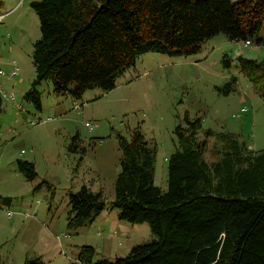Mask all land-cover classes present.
<instances>
[{
  "label": "rangeland",
  "instance_id": "rangeland-1",
  "mask_svg": "<svg viewBox=\"0 0 264 264\" xmlns=\"http://www.w3.org/2000/svg\"><path fill=\"white\" fill-rule=\"evenodd\" d=\"M32 1L38 0H3L0 7V69L8 73L12 61L19 68L17 76L0 75V88L12 92L16 103L2 97L0 109V254H10L6 264H22L13 259L30 254L38 240L42 251L57 253L50 264H82L78 257L84 246L94 248L95 260H113L155 238L147 222L121 219L120 209L111 205L120 170L118 134L130 140L138 130L155 148L154 184L162 191L167 158L178 146L174 129L184 125L185 114L201 118L198 135L207 140L208 162L222 143L204 134L207 129L253 151L264 149V21L249 45L219 33L188 55L150 50L116 77L114 88L95 87L77 97L70 91L55 93L49 79L33 82V44L40 29ZM239 57L254 60L253 79L241 71ZM30 90L38 94L39 108L24 97ZM36 120L45 121L29 124ZM71 142L76 151H68ZM18 159L34 164V179L19 172ZM83 185L99 192L108 207L92 219L70 221L69 194ZM6 197L10 202H3ZM7 208L35 216L8 218ZM63 233L69 234L60 239L63 249L51 247Z\"/></svg>",
  "mask_w": 264,
  "mask_h": 264
},
{
  "label": "trees",
  "instance_id": "trees-1",
  "mask_svg": "<svg viewBox=\"0 0 264 264\" xmlns=\"http://www.w3.org/2000/svg\"><path fill=\"white\" fill-rule=\"evenodd\" d=\"M31 7L40 29L33 82L49 79L55 93L77 97L95 87L114 88L139 54L188 55L219 33L250 40L264 21V0H38ZM239 59L253 79L254 60ZM24 97L40 107L35 90ZM183 120L174 129L178 146L167 158L165 191L154 184L155 148L138 130L130 140L118 134L120 170L111 205L121 219L147 222L155 238L113 260H95L94 248L84 246L82 264H264V149L253 151L207 129L204 134L222 143L208 162L207 140L198 135L201 118L185 114ZM76 150L71 142L68 151ZM17 168L27 180L37 176L32 162L18 159ZM69 204L70 221L92 219L108 207L85 185L69 194ZM22 264L44 263L30 256Z\"/></svg>",
  "mask_w": 264,
  "mask_h": 264
},
{
  "label": "built area",
  "instance_id": "built-area-1",
  "mask_svg": "<svg viewBox=\"0 0 264 264\" xmlns=\"http://www.w3.org/2000/svg\"><path fill=\"white\" fill-rule=\"evenodd\" d=\"M0 17H1V15H0ZM244 44H245V45H249V44H251V41H250V40H246V41H244ZM18 71H19V68H18V66L16 65V62H15V61H12V68L8 71V73H5L4 70L0 69V75H5V74H7L8 76L13 77V76H17V75H18ZM0 93H1V95H2L5 99H7V100H9V101H12V102L15 101V97H14V94H13L12 92H7V91L2 90V89L0 88ZM14 104H16V103L14 102ZM20 108H22V106H20ZM72 108H73L74 110H75V109H76V110H80V106H79V104H77V103H74ZM246 110H247V108H241V111H242V112H244V111H246ZM41 121H45V120L29 121V124H30V125H34V124H37V123H39V122H41ZM85 125H86V127H87V126H90L91 123H89V122H85ZM88 129H89V130H92L93 127H90V128H88ZM38 202H39V201H36V203H38ZM5 213H6V216H7L8 218L12 217L14 214H20V215H22L23 217H34V216H35L34 214L30 213L28 210L23 211V212H20V211L17 212V211H13V210H11V209H9V208L5 209ZM61 235H62V236H58V240H60L62 237H69V234H67V233H63V234H61Z\"/></svg>",
  "mask_w": 264,
  "mask_h": 264
},
{
  "label": "crops",
  "instance_id": "crops-1",
  "mask_svg": "<svg viewBox=\"0 0 264 264\" xmlns=\"http://www.w3.org/2000/svg\"><path fill=\"white\" fill-rule=\"evenodd\" d=\"M1 76H3V75H1ZM5 76H8L7 74H5ZM0 86H2L1 84H0ZM3 97V96H2ZM7 100V99H6ZM9 101V100H8ZM13 102H11V104H12ZM74 104V103H73ZM13 105V104H12ZM73 107V106H72ZM4 202V201H3ZM57 238H55L54 240H53V242L51 243V247H59V250L62 248L63 249V242H61L60 240H56ZM58 241V242H57ZM34 246V248H32V250H31V252H30V254H26V255H21V256H18V257H16V258H14L13 260L15 261H19L20 259L21 260H25L27 257H30V256H38V257H40V258H42L43 260H45V261H42L44 264H50L51 262H52V260L51 259H49V257H56L55 255H57V253L56 254H54V253H52L50 250H48V252L47 253H45L44 251H42V250H45V248L42 246V244L40 243V241L38 240V244L36 243L35 245H33ZM32 246V247H33ZM40 247V249H39V247ZM43 253H45V254H43ZM62 253H63V251H62ZM59 254V253H58ZM62 255H65V254H62ZM3 256H5V259H3L2 257ZM23 257V258H22ZM7 259L9 260L10 259V254L7 252V253H5V255L4 254H0V263H2V264H6L5 262L7 261ZM4 260V261H3ZM6 260V261H5Z\"/></svg>",
  "mask_w": 264,
  "mask_h": 264
}]
</instances>
